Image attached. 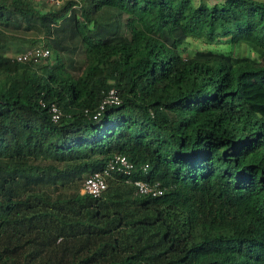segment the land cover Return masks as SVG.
Returning <instances> with one entry per match:
<instances>
[{"label":"trees","instance_id":"obj_1","mask_svg":"<svg viewBox=\"0 0 264 264\" xmlns=\"http://www.w3.org/2000/svg\"><path fill=\"white\" fill-rule=\"evenodd\" d=\"M0 264H264V0H0Z\"/></svg>","mask_w":264,"mask_h":264},{"label":"built area","instance_id":"obj_2","mask_svg":"<svg viewBox=\"0 0 264 264\" xmlns=\"http://www.w3.org/2000/svg\"><path fill=\"white\" fill-rule=\"evenodd\" d=\"M50 3L58 4L60 0H46ZM46 58L50 62L53 55L49 47L40 45L27 48L25 50L14 53V58L18 61L29 59ZM120 103V96L116 87H110L101 101L98 103L93 117H97L107 105H117ZM45 102L41 101V105L45 106ZM50 117L53 121H57L62 115L60 107L55 102L47 104ZM147 165H138L130 160L124 153H113L106 161L105 165L84 177L81 184V192L87 193L93 197H99L107 189L109 180L122 176L126 182L130 183L134 188V193L139 195L158 196L164 193L166 186L158 180H149L142 177L134 176L136 170H146Z\"/></svg>","mask_w":264,"mask_h":264},{"label":"rangeland","instance_id":"obj_3","mask_svg":"<svg viewBox=\"0 0 264 264\" xmlns=\"http://www.w3.org/2000/svg\"><path fill=\"white\" fill-rule=\"evenodd\" d=\"M8 36H9V35H8ZM10 40H11V38H10ZM10 43H11L12 48H11L9 51H14V50H15V46L18 47V44L20 45V43H19L18 40L14 41V42L12 41V42H10ZM11 54H13V52H12ZM80 56H81V54H78V57H79V58H80ZM81 57H82V56H81ZM119 183H120V182H118V181H116V180H112V181L109 183V186H110L111 190L116 189V188H120ZM74 189H75V188L72 186V187H69V188H63V189H61V190L66 191V192H71V191H73Z\"/></svg>","mask_w":264,"mask_h":264},{"label":"clouds","instance_id":"obj_4","mask_svg":"<svg viewBox=\"0 0 264 264\" xmlns=\"http://www.w3.org/2000/svg\"><path fill=\"white\" fill-rule=\"evenodd\" d=\"M134 174H135V172H134ZM88 175V174H87ZM135 176V175H134ZM122 176H117L116 178H114V179H111V180H109V183L112 181V180H116V181H118L119 180V178H121ZM143 178V177H142ZM146 179V178H145ZM125 183H127V184H129V185H131L130 183H128V182H126L125 181ZM108 186H109V184H108ZM108 186H107V188H108ZM132 186V185H131ZM133 187V186H132ZM133 190H134V188H133ZM80 191H81V186H80ZM107 191V189L104 191V192H106ZM104 192L102 193V195L104 194ZM83 193V192H82ZM148 196V195H147ZM151 197H153V196H151Z\"/></svg>","mask_w":264,"mask_h":264}]
</instances>
